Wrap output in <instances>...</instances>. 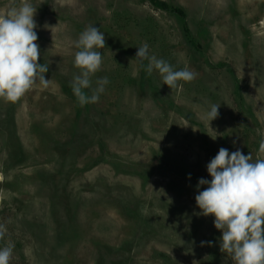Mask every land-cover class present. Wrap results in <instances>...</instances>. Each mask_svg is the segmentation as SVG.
<instances>
[{
  "label": "rangeland",
  "instance_id": "obj_1",
  "mask_svg": "<svg viewBox=\"0 0 264 264\" xmlns=\"http://www.w3.org/2000/svg\"><path fill=\"white\" fill-rule=\"evenodd\" d=\"M161 1L168 9L29 0L51 83L15 104L0 99V249L14 245L9 264H234L195 196L221 147L264 158V0ZM13 4L0 0V13ZM89 24L106 40L92 87L110 82L81 107L70 82ZM144 44L196 78L170 89L158 71L148 75V60L135 57ZM213 104L219 116L209 124Z\"/></svg>",
  "mask_w": 264,
  "mask_h": 264
},
{
  "label": "clouds",
  "instance_id": "obj_2",
  "mask_svg": "<svg viewBox=\"0 0 264 264\" xmlns=\"http://www.w3.org/2000/svg\"><path fill=\"white\" fill-rule=\"evenodd\" d=\"M36 11L29 0H20L18 6L13 4L0 13V99L5 102L15 104L37 84L48 88L51 83L45 78L48 64L38 63ZM105 46L104 32L91 24L75 41L79 50L74 55V67L80 72L74 75L70 87L81 107L99 102L104 86L110 82L102 77L97 79V87H92V77L102 66V53L97 49ZM135 57L148 60L147 74L158 71L170 89L176 88L179 81L191 82L197 76L188 68L174 70L167 61L149 55L147 44L138 47ZM86 89L92 90L90 96ZM219 107L220 104H213L206 113L209 124L218 118ZM259 153L264 154V139L260 141ZM206 167L211 180H198V189L207 187L198 192L195 201L202 215L214 217V227L222 233L220 251L229 255L234 264H264V158L253 160L251 153L244 155L239 149L230 153L221 147ZM6 231L0 225V239ZM13 249V244L0 249V264H9Z\"/></svg>",
  "mask_w": 264,
  "mask_h": 264
},
{
  "label": "trees",
  "instance_id": "obj_3",
  "mask_svg": "<svg viewBox=\"0 0 264 264\" xmlns=\"http://www.w3.org/2000/svg\"><path fill=\"white\" fill-rule=\"evenodd\" d=\"M152 4L160 7L161 9H168V7L166 6L165 2L161 1V0H149Z\"/></svg>",
  "mask_w": 264,
  "mask_h": 264
}]
</instances>
